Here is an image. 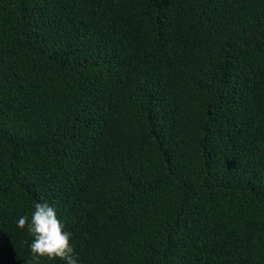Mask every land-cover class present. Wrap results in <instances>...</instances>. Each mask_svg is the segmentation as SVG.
I'll return each instance as SVG.
<instances>
[{
    "label": "trees",
    "instance_id": "1",
    "mask_svg": "<svg viewBox=\"0 0 264 264\" xmlns=\"http://www.w3.org/2000/svg\"><path fill=\"white\" fill-rule=\"evenodd\" d=\"M36 202L78 264H264V0H0V264Z\"/></svg>",
    "mask_w": 264,
    "mask_h": 264
},
{
    "label": "clouds",
    "instance_id": "2",
    "mask_svg": "<svg viewBox=\"0 0 264 264\" xmlns=\"http://www.w3.org/2000/svg\"><path fill=\"white\" fill-rule=\"evenodd\" d=\"M17 227H27L33 237L30 244L32 264H39L42 258L63 260L65 264H78L77 254L71 242L72 233L65 231V226L54 207L47 202H36L31 217L20 216Z\"/></svg>",
    "mask_w": 264,
    "mask_h": 264
}]
</instances>
